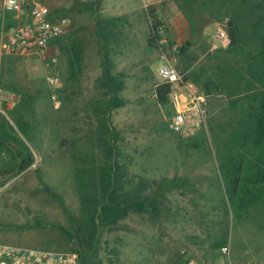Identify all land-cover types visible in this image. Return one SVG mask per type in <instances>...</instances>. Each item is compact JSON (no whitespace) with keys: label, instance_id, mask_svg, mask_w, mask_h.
Segmentation results:
<instances>
[{"label":"rangeland","instance_id":"374dc122","mask_svg":"<svg viewBox=\"0 0 264 264\" xmlns=\"http://www.w3.org/2000/svg\"><path fill=\"white\" fill-rule=\"evenodd\" d=\"M39 1L67 14L73 29L44 59L2 56L15 61L5 65L1 60L2 88L22 101L7 115L0 113L15 137H0V172L19 162L25 147L36 163L5 186L7 180L0 177V243L66 252L77 247L73 237L84 204L96 194L92 186L108 164L111 140L101 124L109 115L125 152L118 159L126 163L125 176L133 186L143 184L144 195L158 201L159 211L132 213L103 230L92 250L96 264H227L224 249L234 264H264V202L241 210L230 177L248 160L264 168V141L254 138L247 150L228 142L256 107L255 91L263 90L264 0ZM87 7H100L104 21L120 17L111 26L115 43L107 40V46L137 49L127 61L112 58L114 72L126 75L127 98L124 109L110 114H105L102 65L95 59L80 61L81 47L96 44V16ZM152 11L170 43L181 49L179 69L206 96L208 123L189 138L172 132V109L156 98L162 61L149 43ZM218 33L225 34L220 44ZM51 76L62 83L55 93L62 103L57 108ZM249 82L256 87L247 93ZM82 89L97 97L84 110L79 109ZM85 237L80 234L84 252Z\"/></svg>","mask_w":264,"mask_h":264},{"label":"trees","instance_id":"16d2710c","mask_svg":"<svg viewBox=\"0 0 264 264\" xmlns=\"http://www.w3.org/2000/svg\"><path fill=\"white\" fill-rule=\"evenodd\" d=\"M98 8H89L87 10L92 12L97 19L100 43L102 47V55L104 58L102 85L107 90V95L110 99L106 105L105 114L118 110L125 106L126 102L120 97L123 89L124 76H115L112 67L106 55V41L110 39L108 30L110 25L106 21H102L98 16ZM56 12L65 14L59 10ZM151 18L154 21L152 26V35L149 43L153 49H157V36L154 32L161 26L158 16L155 11L150 12ZM67 15V14H65ZM13 24L12 20L8 21V26ZM109 24H113L111 20ZM233 40H234V35ZM59 41V40H58ZM57 41V42H58ZM261 57L264 59V47L261 52ZM187 80L189 78L187 77ZM253 80H256L255 78ZM258 83V82H257ZM260 83V82H259ZM262 89L264 90V81ZM254 83L249 82L248 88L245 92H252L255 89ZM171 85H158L156 88V98L160 105L167 106L170 103L169 94L171 92ZM251 89V90H250ZM257 90V89H256ZM255 91L253 102L256 107L244 117L238 124L234 132L229 138V145L235 148L247 150L254 138H257L259 143L264 141V91ZM222 89L219 88L218 92ZM1 115V114H0ZM0 137L3 139L13 140L14 135L11 134L13 130L11 123L0 116ZM102 127L110 138V147L106 151L107 163L100 170V178L97 184L93 187L96 194L90 196V200L86 201L82 211L83 218L81 224L77 228V232L73 239H78V245L72 252H78L81 257V264H96L92 250L96 245V240L103 232V230H112L119 222L125 220L132 213H146L150 212L156 214L159 211L158 201L153 197L144 195L143 184L136 186L132 185V181L125 176L126 163L121 164L118 159L125 157L124 150L119 145L118 130L113 126L111 116H106L105 121L102 122ZM15 132V131H14ZM22 131L20 130V134ZM20 161L13 167L5 169L0 172V177L4 178L6 185L11 179L17 178L22 174L30 171L36 163L35 155L32 151L25 147V151L20 152ZM231 177V188L237 198L238 207L243 209L255 206L264 202V168L262 166L256 167L252 161L239 165L234 169ZM44 185V188L50 194L55 196L54 191L43 182L42 177H39ZM3 186H0L2 188ZM91 195V194H89ZM87 233L86 248L80 240V234ZM72 239V240H73ZM101 264V263H100Z\"/></svg>","mask_w":264,"mask_h":264},{"label":"built area","instance_id":"2783aa9c","mask_svg":"<svg viewBox=\"0 0 264 264\" xmlns=\"http://www.w3.org/2000/svg\"><path fill=\"white\" fill-rule=\"evenodd\" d=\"M13 24L8 26V21ZM73 29L72 19L52 10L39 0H0V56L21 58H45L49 49ZM157 36V50L162 61L159 67V85H171L169 94L172 118L170 129L182 138L197 134L208 123L206 96L187 80V74L178 67L180 47L170 43L166 29L159 26L154 32ZM225 34L216 35L220 44ZM2 65L0 63V113L7 115L17 108L22 96L5 91L1 85ZM57 76L48 77V85L54 94V105L60 107L61 101L55 93L61 88ZM227 264H234L229 249H224ZM0 264H81L78 252L43 250L0 243ZM195 264V263H190Z\"/></svg>","mask_w":264,"mask_h":264},{"label":"crops","instance_id":"0c3cea01","mask_svg":"<svg viewBox=\"0 0 264 264\" xmlns=\"http://www.w3.org/2000/svg\"><path fill=\"white\" fill-rule=\"evenodd\" d=\"M100 19L102 20V21H104V19L102 18V17H100ZM113 21V24L112 25H115L116 23H118V21H120L121 19H120V17H118V16H116V15H112L111 17H109V19H107V25L109 26L110 25V28H109V30H108V35L110 36V39H108V41H112L111 43L114 45V43H115V41H114V39L116 38V36H115V33H112V32H114L112 29H111V24H109L110 23V21ZM95 24H96V27H95V39H96V44L95 45H93L92 47H81V60L80 61H82L83 63L84 62H92V61H94V59L96 60V62H100V64L102 65V67L104 66V58H103V55H102V47H101V43H100V37H99V29H98V24H97V19H96V22H95ZM111 45V44H110ZM145 46H147V44H145ZM106 55H107V57H108V60H109V62H110V65H111V67H112V71H113V74L115 75V76H117V75H119V76H121V75H125V73H124V70L123 71H120L119 73L117 72V73H115L114 72V61H113V57L115 58V60H116V62H119V61H127V59L129 58H131L130 56H129V53L132 51V50H137V49H135L134 47H126V46H121V47H113V46H107L106 45ZM144 48V52H146L147 51V48L148 47H141V50ZM141 50H139V51H141ZM91 55V58L89 57ZM141 56V55H140ZM141 58V57H140ZM145 56H143V60H145ZM2 59H4V64L5 65H8V64H15V61H14V59H13V61H12V58H9V57H4V58H2V57H0V63H2ZM142 61V60H141ZM113 62V63H112ZM113 64V65H112ZM125 77H126V75H125ZM159 81H160V79H158ZM123 81V89H122V91H121V93H120V97L122 98V99H124L125 100V102H126V92H127V84H126V81H125V79L124 80H122ZM159 85V84H158ZM140 88V87H139ZM87 89V88H86ZM105 89V88H104ZM3 90H5V89H3ZM5 91H12L11 89H6ZM85 92V90L84 89H82V91H81V94H79V95H81L79 98H81L80 100H79V109H81V110H84L85 108H87V107H89V106H92L91 105V102H93V101H95V100H97V97H96V95L95 94H93V95H91V97H89L88 96V94H85L84 93ZM104 95H105V98H107L108 100L110 99V96L109 95H107V90L105 89V92H104ZM107 100V101H108ZM107 105V104H106ZM105 105V106H106ZM125 106H126V104H125ZM125 106L124 107H122V108H120V109H118V110H121V109H124L125 108ZM105 110H107L106 109V107H105ZM20 155V154H19ZM35 159H36V157H35Z\"/></svg>","mask_w":264,"mask_h":264}]
</instances>
